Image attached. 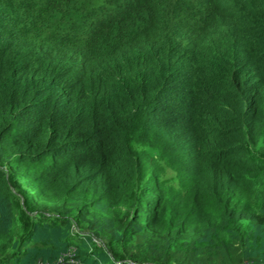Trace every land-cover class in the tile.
Wrapping results in <instances>:
<instances>
[{
    "label": "trees",
    "instance_id": "obj_1",
    "mask_svg": "<svg viewBox=\"0 0 264 264\" xmlns=\"http://www.w3.org/2000/svg\"><path fill=\"white\" fill-rule=\"evenodd\" d=\"M0 264H264V0H0Z\"/></svg>",
    "mask_w": 264,
    "mask_h": 264
}]
</instances>
